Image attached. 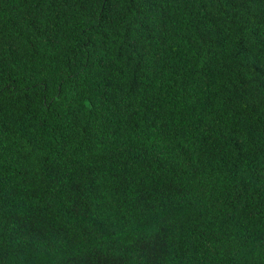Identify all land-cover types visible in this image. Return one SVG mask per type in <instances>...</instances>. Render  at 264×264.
Here are the masks:
<instances>
[{
	"label": "trees",
	"instance_id": "16d2710c",
	"mask_svg": "<svg viewBox=\"0 0 264 264\" xmlns=\"http://www.w3.org/2000/svg\"><path fill=\"white\" fill-rule=\"evenodd\" d=\"M0 264H264V0H0Z\"/></svg>",
	"mask_w": 264,
	"mask_h": 264
}]
</instances>
